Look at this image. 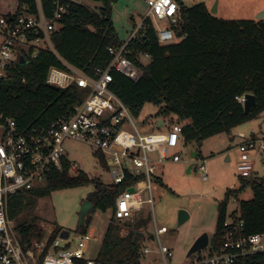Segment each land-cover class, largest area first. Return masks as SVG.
<instances>
[{
  "label": "trees",
  "instance_id": "1",
  "mask_svg": "<svg viewBox=\"0 0 264 264\" xmlns=\"http://www.w3.org/2000/svg\"><path fill=\"white\" fill-rule=\"evenodd\" d=\"M38 1L43 15L50 18L53 0ZM93 1L100 4L96 11L82 3L65 1L67 12L59 21L58 29L50 35L56 56L42 50L36 59L18 65L12 78L0 82V111L14 118L18 127L47 129L88 95L87 90L75 84L60 89L47 83L50 67L63 68L58 58L87 75L108 66L111 60L108 48L120 44L111 22L112 6L118 0ZM175 1L179 5V16L171 28L176 40L159 45L150 21L144 20L140 42L133 41L128 46L129 59L141 69V78L133 82L112 71L109 88L134 118L150 103L160 108V117L164 119L188 121L182 128L184 141L201 143L215 135L229 133L264 111V20H223L212 15L203 3L187 7L180 0ZM16 2L26 4L30 13H38L37 0ZM139 53L148 54L147 64L138 61ZM247 94L255 97V106L249 115H244L243 105L235 98ZM67 168L68 164L62 160L61 170H49L42 188L35 190L36 194L45 197L56 190L90 183L82 173L76 178L69 177ZM126 186L96 183L94 191L87 196L86 200L93 205L91 211L112 210L96 264H140V237L139 233L134 235V230L146 226L149 220L123 223L133 229L122 237L121 225L113 213L115 198ZM250 187L253 198L240 202L238 215L247 234H264V179L252 180ZM231 193H227L226 199ZM16 195L10 198L9 217L17 219V231L23 243L32 237L40 239L42 233L36 226L39 220L24 215L22 210L27 204ZM226 199L218 204L211 253L221 244ZM89 221L84 218L78 233L89 231ZM58 233L55 230L54 236ZM235 264H264V253L239 258Z\"/></svg>",
  "mask_w": 264,
  "mask_h": 264
},
{
  "label": "built area",
  "instance_id": "2",
  "mask_svg": "<svg viewBox=\"0 0 264 264\" xmlns=\"http://www.w3.org/2000/svg\"><path fill=\"white\" fill-rule=\"evenodd\" d=\"M77 0H53V11L46 18L37 0L38 13L29 12L26 4L16 5L12 14L0 17V82L13 77L17 66L36 59L42 50L55 56L50 35L58 29L59 21L67 12V3ZM148 12L140 25L127 39L115 47L108 48L111 60L106 68H97L91 75L65 63L58 58L63 68L50 67L47 83L66 89L75 84L87 90L88 95L75 103L64 115L56 118L47 128L18 127L14 118L0 111V264H96L88 258L90 243L94 235L90 231L77 233L73 237L74 249L59 250L54 246L57 239L66 240L55 234L48 224L39 223L40 239L32 237L23 243L16 222L9 217L10 198L21 190L31 191L36 184H44L51 169H62V160L68 164L67 174L71 178L82 172L79 166L67 162L63 149L65 139L82 142L98 151L111 168L112 185L126 188L115 198L114 217L118 221H132L142 212L144 205L152 207V187L155 182L157 164L166 160L168 149L176 148L182 137L183 125L174 122L167 132L153 133L137 129L134 117L128 108L110 90L112 71H116L133 82H137L142 71L129 59V44L140 42L143 22L149 20L159 45H168L176 40L171 28L179 16V5L175 0H146ZM138 61L149 60L148 54L139 53ZM243 105L245 95L235 98ZM164 125V118H158ZM160 128V127H158ZM243 137L236 147V169L240 178L250 177L253 170L251 154H264V138ZM173 162L180 161L174 155ZM199 170L202 180H207L203 164ZM109 186V185H108ZM132 187L133 192L127 189ZM148 192L149 198L142 195ZM153 210V209H152ZM226 213L222 224L221 244L215 252H197L185 263L179 264H235L239 258L264 253V234H247L243 220L238 214ZM155 225V236L163 264L172 256L166 246L161 245L160 236L168 230ZM153 237V236H152ZM69 245V244H68Z\"/></svg>",
  "mask_w": 264,
  "mask_h": 264
},
{
  "label": "rangeland",
  "instance_id": "3",
  "mask_svg": "<svg viewBox=\"0 0 264 264\" xmlns=\"http://www.w3.org/2000/svg\"><path fill=\"white\" fill-rule=\"evenodd\" d=\"M181 1L185 6L191 7L203 3L204 0ZM226 3L225 7L227 8L222 10L220 7L215 16L223 20L241 19V15L235 14L239 4L235 1L232 3V0H227ZM82 4L95 11L100 7V4L93 0H84ZM13 6L14 0H0V14L5 15L12 11ZM213 7L209 10L211 11ZM147 12L146 0H118L112 6L111 22L117 31L120 42L125 41L128 35L140 25ZM242 14H244L243 11ZM258 14L255 15V18ZM143 63L147 64L148 60L144 59ZM159 109L150 103L145 104L139 117L134 118L135 127L137 129L145 128L148 132L153 133L167 132L170 125L178 121L175 118L164 119V125L158 128L156 122L160 118ZM240 133L244 137L253 135L264 138V111L233 128L229 133L215 135L201 143L193 141L188 144L185 150L181 147L167 150V158L164 163L157 164L158 179L155 180L152 187V207L150 204H146L142 212L137 214L132 221L117 222L121 225L120 236L123 237L133 229L124 226L123 223L134 222L138 219L149 220L146 226L134 230V232L138 231L140 237V264H163L154 224L158 228L164 226L168 230L160 236L161 245L169 248L172 253V256L168 257L167 263H185L189 260L186 254L198 236L207 233L210 244L216 228L218 204L226 199L229 191L233 193L226 199V213L228 214L232 212L238 214L240 202L253 198L250 182L254 179H264V154L252 153V173L248 178H240L235 163L236 147L243 140ZM63 149L66 161L77 164L90 183L56 190L45 197H39L36 194L35 190L42 188V184H36L33 190H21L15 196L22 197L21 199L27 204L22 210L24 215L33 216L39 220L36 223L37 227H39V223H45L54 230H58L59 233L61 231L69 232L68 241L57 239L54 243V246L59 250L75 248L73 237L79 231L80 208L87 196L94 191L96 183L112 185L111 168L108 167L106 159L101 153L73 139H65ZM193 153L196 154L195 157H191ZM174 155H178L180 161L173 162ZM201 164L206 169L207 180H202V172L199 170ZM188 167H190L189 172H187ZM142 197L149 198L148 192H145ZM180 210L187 212L189 218L178 227L177 213ZM111 215V209L105 212L95 209L85 216V220L90 219L88 230H91V234L94 235L86 257L96 258ZM13 220L17 221V219ZM150 236L153 238L151 239ZM200 252H206V250Z\"/></svg>",
  "mask_w": 264,
  "mask_h": 264
},
{
  "label": "water",
  "instance_id": "4",
  "mask_svg": "<svg viewBox=\"0 0 264 264\" xmlns=\"http://www.w3.org/2000/svg\"><path fill=\"white\" fill-rule=\"evenodd\" d=\"M211 14L215 13V9L214 7L211 9L210 11ZM21 65H23V61L20 62ZM255 106V97L253 95H245V102L243 103V109H244V115H249L250 114V110L252 107ZM158 127H161L162 125V121H158L157 123ZM195 153H193L191 155V157H195ZM227 160H229V158L227 157ZM190 171V167H188L187 172ZM128 192H133L134 189L132 187L127 189ZM93 205L88 202L87 200L83 202L81 208H80V212H79V218H80V225H83L84 222V218L85 216L92 210ZM189 218V215L187 214V212L180 210L177 213V226H181L183 223H185ZM138 234V231L134 232V235L136 236ZM69 236V232L68 231H61L59 233V237L62 239H66ZM151 239L153 238L152 236H150ZM209 246V236L207 233H203L200 236L197 237V239L193 242V244L191 245L190 249L188 250L186 257H190L191 255L200 252L204 249H206Z\"/></svg>",
  "mask_w": 264,
  "mask_h": 264
},
{
  "label": "crops",
  "instance_id": "5",
  "mask_svg": "<svg viewBox=\"0 0 264 264\" xmlns=\"http://www.w3.org/2000/svg\"><path fill=\"white\" fill-rule=\"evenodd\" d=\"M226 1L227 0L222 1L223 2L222 7H221V0H216L215 3H214V0H204L203 4H205V6L207 7L208 10H209V8L213 7V4H214L215 13L212 15L215 16L219 12L220 7L222 8V10H224V8H227V7H225V5L227 4ZM233 1H235L239 5H242L241 7L239 5H237V7H236L237 12H235L236 15H241L242 18L236 19V20H254V19L255 20H259V19L264 20V0H232V3H233ZM79 2L84 3V0L79 1ZM16 5H17V2H16V0H14V6L12 7L13 8L12 11L7 12L5 15L0 14V17H4L8 14L9 15L12 14L16 9ZM239 8H241V9H239ZM238 10H242L244 12V14H242V11L239 12ZM256 14H258V15L255 18ZM179 123L184 125V124L188 123V121L179 122ZM240 135H243V134L240 133ZM188 144L189 143H186L184 141V139L181 138L177 147H181V148H183V150H185L186 147L188 146ZM157 179H158V176H157V169H156L155 180L157 181Z\"/></svg>",
  "mask_w": 264,
  "mask_h": 264
}]
</instances>
